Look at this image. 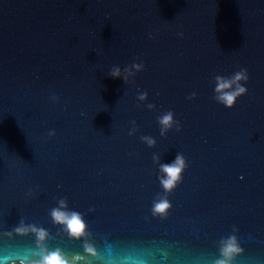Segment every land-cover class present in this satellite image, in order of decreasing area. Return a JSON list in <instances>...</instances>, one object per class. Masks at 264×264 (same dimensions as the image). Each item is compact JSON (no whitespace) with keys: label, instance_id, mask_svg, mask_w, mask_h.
Segmentation results:
<instances>
[{"label":"water","instance_id":"water-1","mask_svg":"<svg viewBox=\"0 0 264 264\" xmlns=\"http://www.w3.org/2000/svg\"><path fill=\"white\" fill-rule=\"evenodd\" d=\"M233 237L264 264V0H0V264H215Z\"/></svg>","mask_w":264,"mask_h":264},{"label":"clouds","instance_id":"clouds-1","mask_svg":"<svg viewBox=\"0 0 264 264\" xmlns=\"http://www.w3.org/2000/svg\"><path fill=\"white\" fill-rule=\"evenodd\" d=\"M182 35V33L180 34ZM134 67L139 68V65H134ZM121 70L119 67H113L110 75L113 78H119ZM248 75L246 70H241L235 73L232 77H216V88L215 91L218 93L216 99L222 103L227 108H232L236 103L237 99L242 95L246 94L247 89L242 86L241 81H247ZM235 85V87H233ZM146 95V93H145ZM195 95V94H193ZM58 97L53 96L52 99H57ZM141 99L144 97L141 96ZM151 107V105H150ZM178 125V122H175ZM159 124L163 127L161 128V135L173 125V113L169 111L167 114L159 118ZM55 135L54 132H50L49 136ZM148 143L154 144V141L149 137H143ZM187 167L185 163V158L181 154H177L175 160L171 163H165L160 165V170L164 174L163 178L160 180V184L166 192L172 191L179 182L182 180V174ZM171 207L167 199H161L159 202L154 204L153 214L154 215H165L167 210ZM54 217L62 222H66L69 231L79 238L84 235L85 224L81 219V216L77 212H64L60 210L53 211ZM19 231V229H17ZM89 251H91L89 249ZM242 251V248L236 243L235 238H230L224 243L221 249V254L224 259H219L215 264H231L233 257ZM77 259H79L77 257ZM41 264H69V261L60 253L59 250L55 252H48L46 255L41 257Z\"/></svg>","mask_w":264,"mask_h":264}]
</instances>
